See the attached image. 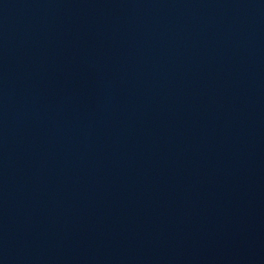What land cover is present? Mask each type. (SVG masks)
Listing matches in <instances>:
<instances>
[{
  "label": "water",
  "instance_id": "1",
  "mask_svg": "<svg viewBox=\"0 0 264 264\" xmlns=\"http://www.w3.org/2000/svg\"><path fill=\"white\" fill-rule=\"evenodd\" d=\"M264 96V0H0V110Z\"/></svg>",
  "mask_w": 264,
  "mask_h": 264
}]
</instances>
